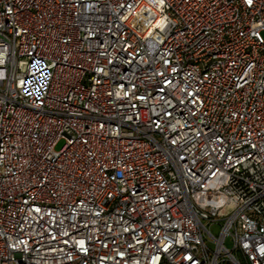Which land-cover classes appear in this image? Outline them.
<instances>
[{"label": "built area", "instance_id": "2783aa9c", "mask_svg": "<svg viewBox=\"0 0 264 264\" xmlns=\"http://www.w3.org/2000/svg\"><path fill=\"white\" fill-rule=\"evenodd\" d=\"M0 264H264V0H0Z\"/></svg>", "mask_w": 264, "mask_h": 264}, {"label": "rangeland", "instance_id": "374dc122", "mask_svg": "<svg viewBox=\"0 0 264 264\" xmlns=\"http://www.w3.org/2000/svg\"><path fill=\"white\" fill-rule=\"evenodd\" d=\"M65 144L64 140H60L57 145H56V150H60ZM233 211V206L231 204H228L227 207L225 208L224 213L222 214L223 217L227 216L228 214H230ZM214 234H218L219 233V228L215 227L212 229ZM230 241H227V246H230Z\"/></svg>", "mask_w": 264, "mask_h": 264}]
</instances>
